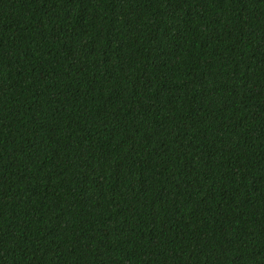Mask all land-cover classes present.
<instances>
[{"label":"trees","instance_id":"obj_1","mask_svg":"<svg viewBox=\"0 0 264 264\" xmlns=\"http://www.w3.org/2000/svg\"><path fill=\"white\" fill-rule=\"evenodd\" d=\"M0 264H264V0H0Z\"/></svg>","mask_w":264,"mask_h":264}]
</instances>
